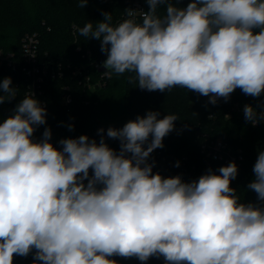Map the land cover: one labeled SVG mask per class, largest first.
<instances>
[{
    "label": "clouds",
    "instance_id": "9594fccd",
    "mask_svg": "<svg viewBox=\"0 0 264 264\" xmlns=\"http://www.w3.org/2000/svg\"><path fill=\"white\" fill-rule=\"evenodd\" d=\"M89 0H79L85 8ZM148 10L125 9L113 24L103 12L79 34L100 43L105 76L130 73L128 83L149 92L180 87L215 105L240 91L264 95V0H145ZM164 6L160 14V6ZM137 11L140 13L137 19ZM11 77L0 79V105L17 96ZM252 126L264 109H243ZM47 109L25 96L0 122V264L32 255V264H264V151L253 166L242 202L231 186L230 162L198 179L164 177L149 162L175 129V114L147 111L99 142L87 135L52 142ZM73 130L74 125H68ZM176 166L179 167V161Z\"/></svg>",
    "mask_w": 264,
    "mask_h": 264
},
{
    "label": "trees",
    "instance_id": "16d2710c",
    "mask_svg": "<svg viewBox=\"0 0 264 264\" xmlns=\"http://www.w3.org/2000/svg\"><path fill=\"white\" fill-rule=\"evenodd\" d=\"M188 2L181 0L176 6L185 7ZM128 8H131L130 0H89L85 8L79 7V0H0V49L15 52L22 62L23 38L38 34L41 63L49 71L44 76L42 93L34 96L47 109V123L36 130L34 138L39 139L44 128L50 127L51 142L59 148L60 139L80 135L99 142L98 130L103 128L106 142L118 151L119 141L106 137L109 127L119 129L149 110L158 111L160 118L175 114L179 118L175 129L164 138V147L150 156L149 162L155 161L153 172L164 177L180 175L185 182L198 179L208 170L201 154L204 138L222 137L235 151L242 150L244 154V163L231 186L237 189L242 202H256V194L248 191L247 185L254 179L252 169L258 153L264 151V122L252 126L245 120L243 109L252 105L261 111L264 95L253 98L237 89L227 102L220 99L212 105L209 97L180 87L163 93L141 90L137 83H128L133 75L130 73L103 77L104 73L95 67L98 60L106 58L99 41L88 40L78 30L90 21L95 27L105 11L112 13L115 25L124 19V10ZM163 8L161 5L160 14ZM22 68V65L16 69L0 66V79L11 77L12 86L18 89L15 99L0 105V122L28 95L31 80ZM52 71L56 77H52ZM59 72L63 75L59 76ZM87 77L91 78L92 88L85 85ZM66 95L72 98L68 104ZM69 124L74 125L73 130H69ZM114 258L118 264H142L135 258ZM32 260V255L16 256L14 264H32ZM146 264H164V261L153 257Z\"/></svg>",
    "mask_w": 264,
    "mask_h": 264
},
{
    "label": "built area",
    "instance_id": "2783aa9c",
    "mask_svg": "<svg viewBox=\"0 0 264 264\" xmlns=\"http://www.w3.org/2000/svg\"><path fill=\"white\" fill-rule=\"evenodd\" d=\"M131 9L147 11V5L145 0H130ZM140 13L137 11V19H139ZM125 18V16H124ZM40 39L38 34H27L22 40V62L15 52H6L0 49V66H8L13 69L23 66L22 70L31 80L28 88V95L33 93L34 96L37 93H42V83L44 76L49 74V71L42 66L40 58ZM80 49V48H79ZM106 59V58H105ZM104 59H100L95 63V67L100 69ZM78 71L74 74L77 75ZM52 77H56L54 71L51 72ZM59 76L63 75V72H59ZM105 75L103 74V77ZM100 82L96 85V87ZM85 85L92 88L94 85L91 83V78L87 77ZM72 100L70 95L65 96V102L68 104ZM44 105V103H43ZM259 125V124H257ZM256 125V126H257ZM201 154L204 156L207 162V168H211L216 171L221 166H226L230 162H235L238 166V170L244 163V154L242 150L235 151L230 144L227 143L222 137H205L201 144ZM195 180V178L193 179Z\"/></svg>",
    "mask_w": 264,
    "mask_h": 264
},
{
    "label": "water",
    "instance_id": "95a60500",
    "mask_svg": "<svg viewBox=\"0 0 264 264\" xmlns=\"http://www.w3.org/2000/svg\"><path fill=\"white\" fill-rule=\"evenodd\" d=\"M100 71H101V72H105V71H106V69H104L103 67H101V68H100ZM195 130H196V131H198L199 129H198V128H196Z\"/></svg>",
    "mask_w": 264,
    "mask_h": 264
},
{
    "label": "rangeland",
    "instance_id": "374dc122",
    "mask_svg": "<svg viewBox=\"0 0 264 264\" xmlns=\"http://www.w3.org/2000/svg\"><path fill=\"white\" fill-rule=\"evenodd\" d=\"M147 4V3H146Z\"/></svg>",
    "mask_w": 264,
    "mask_h": 264
}]
</instances>
